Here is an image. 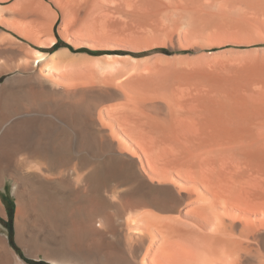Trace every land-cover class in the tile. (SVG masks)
Returning a JSON list of instances; mask_svg holds the SVG:
<instances>
[{
  "label": "rangeland",
  "instance_id": "374dc122",
  "mask_svg": "<svg viewBox=\"0 0 264 264\" xmlns=\"http://www.w3.org/2000/svg\"><path fill=\"white\" fill-rule=\"evenodd\" d=\"M57 1L58 0H0V8L13 11L16 17L14 20L16 22L11 21L8 18H5V20H2V18L0 19V21H2L0 22V36L5 37V39L8 38L14 43L12 45L9 40H4L6 43L4 44V42L1 43L0 41L1 115L3 114V106L5 103L21 102L23 105H26L28 102H37L38 100H29L27 96L30 91H35L39 88L45 89V87H51L63 91L67 90L66 92H78L84 90L83 96L80 98L81 100L77 98L76 102H68L70 104H76L78 106H75L77 110L82 105L85 110L84 113L88 115H86L87 117L84 121H98V129L104 131V133L101 134V137L102 135L108 136L116 144L119 153L126 154L135 159L138 163L139 171L148 181L158 185H170L179 195H183L184 199H186L182 210L180 209L179 212L175 214L159 213V216L167 218L175 215L174 217H177L181 222H184V224L186 226L188 225L190 229L192 228L193 231H198L200 230V227L193 219H189V217L187 218L186 214L191 208L204 204L207 195L209 197V183L207 182L206 174L204 172L205 170L201 167L199 150L200 146L208 142V134L213 127L217 130L221 125L219 123L222 121H219L218 119H224L225 117L220 109L221 107L215 104V102L225 101L233 105L232 107L234 111L230 118L235 122V125L231 124L232 126L230 125L229 127L225 125L223 129L219 128L220 132H222L221 135L226 134L231 136L232 134L234 135L235 132L237 134H242L239 135L244 137L241 139L245 145L240 149H237L236 146L238 159L241 164L240 173L244 172L243 175L248 176L253 175L255 172H260L258 176H260V179L262 178L264 184V144L261 141V138L258 137V134L264 136V133L262 132L264 131V0H260L261 2L259 1L257 3L255 0H236L237 2L235 0H212L207 5H200L198 3L191 5L186 10L187 12L184 10L175 11L176 13L174 12V14L172 13V15H170L166 11L167 14H165V12L163 14L161 13L162 16L161 14H157V18L156 16L152 17L153 15H148V18L151 17V20H149L150 18L148 19L147 16H143L145 19L140 17L142 20L139 21V18H136L134 21L132 20L131 23H129L130 20L127 22L117 15H104L101 10L98 11L99 7L95 10V6H92V9L88 8V10L91 9L89 12L87 10L86 14L88 16L85 14L86 9L83 8H79L82 12L78 9L80 14L76 12L78 10H73L68 6L69 9L67 8V10H65L66 5ZM240 5L242 7H240ZM236 9L238 11H236ZM71 10L76 12L75 15H73L74 13L71 12ZM95 12H98V14H95ZM251 15H253V17ZM152 18L154 19L153 21ZM16 19H18V21ZM75 28L76 31H74ZM39 36H41V38ZM54 39H56V41ZM52 42H55L53 44H56L57 42L62 43L60 44V46H62L60 49L67 48L72 54L76 55L74 62L71 60L70 62L65 61L63 63H56L53 68L39 65L35 66V72H29L27 68L28 66H32L35 51H40L46 54L56 52H52L54 46ZM82 48L91 51L104 52L105 54L91 55L86 52H76V50ZM107 55L115 57H113V59L111 58L112 60L110 59L111 63H114H112L114 66L115 64L117 65L114 67L116 68L115 70H111L112 72L107 71L108 73L104 72L102 75L96 74L97 77L96 75H93V73H96L95 70L91 69L90 71L93 72H90L87 71L88 69H85V61H87L85 58L90 57V60L96 61V58H99L100 60L102 58L105 59V56ZM83 68L84 70H82ZM87 74L90 75L88 76ZM115 75H117V77H115ZM134 79L135 82H133ZM102 80L105 81L102 82ZM108 82H111V84ZM142 87L143 89H140ZM152 91L154 93L156 92V95L160 94L158 97L161 99V102H155L156 107L153 106V108H151L152 104L150 105L149 103V105H145L144 102L143 104H139V102H133L134 104L131 102H125V97L129 94L133 96L140 92L153 93ZM26 92H28V94ZM161 93L164 95H161ZM178 93H183L184 95H181L183 97L186 96L184 98L187 99V102H190V104L193 105V111H188L189 114L185 113L184 116H182L181 112L185 111L178 112V109L177 113L174 111L176 108L173 109L174 106H172L175 105L172 102L174 101L175 95ZM98 95L105 98L104 101L106 103H104L97 111H94L93 107L91 108L89 104L93 106L95 102H98L99 98H96V96L99 97ZM189 95H191L192 98H190ZM172 97L173 100L171 99ZM55 98L44 97L38 102H42L43 104L49 102L47 104L48 106H46V104L45 106L52 107L53 104L56 103V100L58 101V97ZM103 98H100V100H103ZM194 100L195 102L197 101L196 104L198 105L203 104L200 105L203 107L202 109H200L201 107H198L200 112H197L198 110L196 111L197 113L195 112L197 107H194L196 106ZM109 106L111 107L109 108ZM145 107L146 109H149H147L148 111L145 110L146 113L140 111V114H142L143 117L138 115L139 109L142 108L144 110ZM154 107L156 109H154ZM170 108L174 111L173 113H170L172 112ZM202 110L204 112H202ZM124 111H128L125 112L128 114L125 116V118H127L125 120L122 116V112ZM131 111L135 114L138 113V118L137 115L134 116L135 114ZM77 112L74 113V117L80 120V115ZM118 113H120L119 115L122 118L118 116ZM192 113H195V116ZM110 114L113 115V118H111L112 116ZM172 114L177 116L176 119H179L181 116L182 119L185 117L186 120L196 117L194 118V121L196 122L197 119L199 123L196 122L198 125L195 124L194 127L197 128V126L201 125V129H199V127L197 129L202 130V128H204L201 135L197 138L196 135H198V132L196 131L195 133V130H197L195 128L194 131L190 130L192 133L196 134L193 136L194 134L186 129L188 127L186 126L185 128V126L182 125L184 126V133H186L187 137H182V140H184L179 141L181 140L179 137L184 136L185 134H182L183 128L181 126V128H179V125H181L180 119L177 120L180 121L178 122L180 124H178L176 119L171 117L173 116ZM101 116L105 118L104 121L106 120V123L104 121L102 122L100 119ZM229 116H231V113H228L227 117ZM64 117L63 119L69 124L70 129L68 128V124V129L62 124H58L54 125L51 130L44 132L43 130H40L39 122L36 124L38 127L35 125L33 128L34 131L27 134L25 142H21L20 149L17 148L15 150L13 147H8L7 150H4L3 155L0 152V171H3V173L0 172V240L4 242V248H1L0 254H5V257L7 256L6 258H8H3L0 255V264H29L27 260L45 261L51 264H58L54 262L53 259L51 260L46 256L57 259L58 257L61 259L64 257L65 259L68 258L69 255L73 258L77 255L79 259H83L80 261L85 262L86 264H102V259H104V256L106 255L107 246L111 244V241L109 242V240L107 243L104 241L103 244L98 246L93 245V247L91 244L84 243L78 247L79 250H77V248L73 249L74 255L72 256V253L69 250L70 248H67L65 252L61 251L62 253H50L49 249L45 246L42 247L41 244L35 245L33 242L31 243V241L24 237V233H21L20 235V242L17 240V214L19 201L24 200L25 205L29 204L26 207V210L30 208V210H27L28 212L26 211L27 213L25 217L27 218L31 211L28 190L33 186V188H35L37 183L29 182V188L26 185H18L19 183L16 181L18 178L15 177L16 175L13 172L14 166H16L15 163L18 164L19 160L21 161V159H25L27 152L29 153V150L32 148L34 149L35 147H38L35 149L48 150L47 153H51L50 156L53 157H59V154L62 158L65 157L67 160L71 157L70 161L73 159V164H80L82 162L85 164L86 160L89 162L87 158L81 160L83 155H87V148L82 145L83 139L81 137L79 138V140L82 139L79 141L80 146L76 148L75 144L77 140H74L76 133L73 128L71 130L72 126H70L71 124L69 120L71 115H68V118ZM140 117L142 118L139 120ZM36 118L38 121L47 122L49 120L48 123L52 125L51 118H48L46 115H40ZM130 118L134 120H131ZM237 120L240 121L236 122ZM172 122L176 125H172ZM252 124H254V126ZM174 127L176 129H174ZM180 129L182 132L180 131L181 133L179 132V134L182 135L178 136L179 134L177 133ZM233 129H236L235 132ZM174 130H176L177 133H175L176 131ZM168 133H172L171 135L173 137L170 135L169 138ZM187 133L192 136H188ZM78 134H80V132H78ZM54 136L57 137V139H55L56 141L54 140ZM174 136L176 140L174 139ZM166 138H169V140L173 139L172 142L175 140L176 143L166 141L168 140ZM200 138L205 139L201 140ZM165 141L170 145L173 144L169 148H172V146L175 147L173 148L175 150L170 149L173 156H170L171 152L169 153L167 151L169 148H166L167 150L163 149V147L165 148L168 145ZM44 142H48V144ZM62 142H66L67 145H61ZM183 142L184 145L189 147L182 145ZM80 155L82 157H80ZM74 158L75 160L80 161H75ZM214 158L215 157L213 156L210 159L213 160L214 163H217V160ZM3 161H5V163ZM1 163L3 165H1ZM218 166L219 165H216L215 167ZM69 173L73 174L74 171L71 170ZM60 176L61 175H56V177ZM48 191L50 198L56 201H61L64 197L63 194L65 196L67 195L66 197L69 196V193L58 188H55V190L54 188H50ZM6 194H10L15 202L13 221L14 240L20 252L15 250L11 245L8 230L3 224V222L8 221L9 218L6 206L3 202V196ZM76 196L75 198H83L81 197L82 195ZM70 198L74 197L70 196ZM3 213H5V215H2ZM118 221H121V223L123 222L122 219H119ZM98 225L99 224H97V226ZM22 229H24V226H22ZM236 231V233H238V230ZM108 236L110 237V240L113 239V236H111L110 233H108ZM64 244L65 243H61L60 246L62 248L68 247L66 244L64 246ZM71 257H69V259Z\"/></svg>",
  "mask_w": 264,
  "mask_h": 264
},
{
  "label": "bare ground",
  "instance_id": "6f19581e",
  "mask_svg": "<svg viewBox=\"0 0 264 264\" xmlns=\"http://www.w3.org/2000/svg\"><path fill=\"white\" fill-rule=\"evenodd\" d=\"M58 1L61 4L66 5L65 10H67L68 7H70L73 10L74 9L78 10L79 8L80 9L83 8V9H86V12L84 11L86 14L88 8L92 9V6H95V10H97V7H99L98 11L101 10V12L104 13V15H107V16L108 15L111 16L112 14L117 15L118 17L126 20L127 22L130 20L129 23H131V21L132 20L134 21V19H136V18H139V21L142 19H145L143 16H147V18H148V15L149 16L153 15L152 17L156 16V18H157V14H161V13L163 14L164 12H165V14H167L166 11L170 15H172V13L174 14L175 11H183L184 10L185 12H187L186 10L191 5H195L197 3L200 5L201 4L207 5L212 0H58ZM244 1H247V0H244ZM255 1L257 3L260 0H255ZM261 1H263V0H261ZM223 5H224V3H223ZM240 7H242V6L240 5ZM79 10L76 12L80 14ZM90 10H88V12ZM236 11H238V10L236 9ZM71 12L74 13L73 15H75V13H76L75 11H72V10H71ZM90 13H92V12H90ZM95 14H98V12L97 13L95 12ZM162 14H161V16H162ZM18 15H20V14H18ZM93 15H94V13H93ZM99 15H101V14H99ZM251 16L253 17V15H251ZM140 17L142 19H140ZM1 18H2V20H5V18H8L9 20L14 21L16 17H15V13L13 11H11L9 9H1L0 8V19ZM149 18L148 19L151 20V17H149ZM76 19H78V18H76ZM16 20L18 21V19H16ZM153 20L154 19L152 18V21ZM231 20H233V19H231ZM72 21H73V19H72ZM0 22H2V21H0ZM14 22H16V21H14ZM15 25H16V23H15ZM24 25H25V23H24ZM18 28H19V26H18ZM76 28L74 31H76ZM90 29H92V28H90ZM96 32H97V30H96ZM140 33H142V32H140ZM25 34H27V33H25ZM39 37L41 38V36H39ZM4 40H9V39L8 38L5 39V37L0 36L1 43L4 42V44H6ZM54 40L56 41V39H54ZM11 41H10V44L13 45L14 43H13V41L12 42ZM41 43H43V42H41ZM53 43H55V42H52V44ZM26 53H28V52H26ZM34 56L35 57H34V60L32 62V66L31 67L28 66V68H27V70L29 72H35V66L42 65V66H46L47 68H53L56 65V63H61V62L63 63L65 61L70 62L71 60L74 62V60L76 59V57H75L76 55L72 54L67 48H61L60 50H58L52 54H46V53H43L40 51H35ZM113 57L110 55H107V56H105V59L102 58L103 60L96 58V61H92L89 59L90 57H87V58H85V60H87V61H85L86 66L84 65L86 67L85 69L86 70L88 69L87 71H90L91 69L95 70L96 73L95 74L93 73V75H96V74L102 75L104 72L115 70L116 68H114V67L117 65L115 64V66H114L113 65L114 63L112 62L113 63L112 64L110 61V59L111 58L113 59ZM26 61H27V59H26ZM82 70H84V68ZM90 72H93V71H90ZM121 72H122V70H121ZM86 73H85V75H86ZM117 75H115V77H117ZM118 76H120V75H118ZM42 77H43V75H42ZM27 78H29V77H27ZM40 79H41V77H40ZM38 80H39V78H38ZM103 81H105V80H102V82ZM133 82H135V79ZM105 83H107V82H105ZM108 83L111 84V82H108ZM32 85H34V84H32ZM135 85H137V84H135ZM131 86H133V85H131ZM148 86H150V85H148ZM145 87H146V85H145ZM140 89H143V87ZM140 89H138V90H140ZM66 91L65 90L63 91V90L57 89V88L45 87V89L39 88L35 91H30L29 94H28V92H26L28 94L27 97L29 98V100H38L39 101V100L43 99L44 97H46V98L50 97L52 99L55 97H58V101L56 100V103H54V104L52 103L53 104L52 107H46V106H48L47 104L49 102H47V103L45 102V104H46V106H45V104H43L42 102H38V101L37 102H28V104H26V105H23V103H21V102L5 103L3 106V114L2 115L0 114V118H1L0 119V152H1V154L3 155L4 150L5 149L7 150L8 147H10V148L13 147V148H15V150L17 148L20 149L19 147L21 146V142L22 141L25 142V138H26L27 134H29L30 132H33L34 126L36 124H38L39 122H40V128H41V129L40 128L39 129L43 130L44 132L51 130V128L54 125H58V124H62L63 126H65L67 128L68 123L63 119L64 115H65V117H67L68 115H71L72 119L69 118V120H70V124H71L70 126H72L71 130L73 128L75 133H76L75 134L76 137L74 139V140H77L76 144H75L76 148H78L80 146L79 141L82 139H83L82 145H84L85 147H89V145L86 143L87 141H86L85 135L83 133L85 125L87 123H89V120H88V122L84 121L88 115L86 113H84L85 110L82 107V105L81 106L79 105L80 107L77 110V108L75 107V106H77L76 104L68 103V102H76L77 98H79V100H81L80 98L83 96L84 90L78 91V92H66ZM145 92L144 93L142 92L143 94L140 92L138 94H134L133 96L129 94L130 96L127 95V97H125L126 98L125 102H131V103L139 102V104H143V102H144L145 105L146 104L149 105V103H150V105L152 104L151 108H153V106L156 107L155 102H161L160 101L161 99H159V97H158L160 94L156 95L155 94L156 92L154 93L153 91H152L153 93H145ZM162 94L163 93H161V95ZM181 94L184 95L183 93H181ZM181 94L178 93L175 95L174 101L173 102L171 101L175 105H172V104L171 105L174 106L173 109L176 108V109H174L175 112H177L178 109H179L178 112L185 111V112H181L182 116H184L185 113L189 114L188 111L193 109V105L190 104V102H187V99L184 98L186 96L183 97ZM185 94H187V93H185ZM191 95H189L190 98H192ZM98 96L99 97L96 96V98H99L98 100H100V98H103V97H100V95H98ZM171 99L173 100V97ZM104 100H105V98H103V101ZM140 102H142V103H140ZM196 103H197V101L195 102V100H194V104H196ZM136 104H138V103H136ZM215 104H217L219 107H221L220 109L225 115L224 119H222V118L218 119L219 121L220 120L222 121L221 123H219V124H221L220 125L221 127L219 126V128L223 129L225 127V125L227 127H229L231 124L235 125V122L232 120V118H230V117H232L233 111H234V109L232 107L233 105L231 103H228L225 101L224 102H215ZM89 105L91 108L93 107V106H91V104H89ZM200 105H203V104H200ZM200 105L196 104V106H194V107H197L195 112L200 107H201L200 109L203 108ZM133 106H135V105H133ZM133 106H132V108H133ZM172 106H170V107H172ZM110 107L111 106H109V108ZM127 107H129V106H127ZM147 107H149V106H147ZM155 107H154V109H156ZM141 109H139V114L138 113L137 114L141 115L143 117V115L140 113L143 111H144V113H146V111H148L147 109H149V108L146 109V107H145L144 110L143 109L141 110ZM74 111L79 113L80 120H78L76 117H74L75 116ZM174 111L172 110V112H170V113H173ZM125 112H128V111L122 112L123 114L120 112L122 114V116L124 117L123 118L124 120L127 119V118H125V116L128 115ZM197 112H200V110H198ZM202 112H204V111L202 110ZM120 113H118L119 117H121L119 115ZM181 113H179V114H181ZM228 113H231V116L227 117ZM4 114H6V115H4ZM133 114H135V113H133ZM137 114H135L134 116H136ZM192 114H194V116H195V113H192ZM40 115H43V116L46 115L48 118H51L52 125H50L48 123L49 120L47 122L46 121H38V119L36 117L40 116ZM138 115H137V118H138ZM221 115H222V113H221ZM111 116H109V117L113 118V115H111ZM144 116H145V114H144ZM182 116L179 118L181 121V125H179V128H181V127L183 128L184 126L186 128V126H187L188 128H186V129L189 132H191L190 130L194 131L196 128V127H194L196 122L199 123V121H197V119H196V122L194 121V118H196V117H194L193 119L190 118V119L186 120L185 117H184V119H182ZM142 117H140L139 120ZM148 117H150V116H148ZM171 117H173V119H176L177 116L173 115ZM114 118H115V116H114ZM157 118H159V117H157ZM100 119L103 122L105 118H103L101 116ZM130 119L134 120L132 118H130ZM170 119H172V118H170ZM179 119L177 118L176 121ZM239 119H240V117H239ZM154 121H156V120H154ZM180 121H177V123ZM239 121L240 120H237L236 122H239ZM124 122H127V121H124ZM198 123L196 125H198ZM173 124L176 125L174 122H172V125ZM178 124H180V123H178ZM102 125H104V124H102ZM182 125H184V126H182ZM252 125L254 126V124H252ZM200 126L201 125L197 126V128L199 127V129H201ZM68 128L70 129L69 124H68ZM219 128H217V130H216L213 127L211 132L208 134V139H207L208 142L206 141L207 143L200 146V150H199L200 151L199 158H201V161H200L201 167H203V170H205L204 172L206 174L207 182L209 183V189H208L209 197L207 195V199L205 198L206 200H205L204 204L200 205L201 204L200 203L199 204L200 206L191 208V210H189V212L186 214L187 218L189 217V219H193L197 223V225L200 227V230L193 231L192 228L190 229L188 227V225L186 226L184 224V222H181V220H179L177 217H174L175 215L173 217L171 216V217H167V218L166 217L162 218V216L161 217L159 216L160 215L159 212L156 213V211H153V210L138 211V212L134 213V211L131 210L132 208H128L126 206H123L126 209H122V210L116 209V210H114V212H111L112 209H114V208H112V204H110L109 199L104 197V192H103V190H104L103 187L107 188V186L109 184L107 185L106 183L102 182L100 180V178L98 176H96L95 172H93L90 175V177L86 176L85 171H86V166H88L87 160H86L85 164L83 162L80 164H73L74 163L73 159H72V161H70L71 157L69 158V160H67L65 157H64L65 159L62 158L60 156V154L58 155L59 157H56V156L53 157V156H50L51 153L50 154L47 153L48 150L45 151V149L44 150L35 149V148H38V147H35L34 149L32 148L31 150H29V153L27 152L25 159H23V160L21 159V161L19 160L18 164L15 163L16 166H14V170L12 169L16 175L15 177L18 178V179H16L17 183H19L18 185H20V186L26 185L28 187V184L30 185L31 182L37 183V186L35 185L36 186L35 188H33L34 187L33 186V187H30L29 190L27 189L28 193H29V202L31 204V211L29 212V215L27 216V218L25 217V215L28 212L27 210L28 209L30 210V208H28L26 210V207L29 204L25 205L24 200L19 201V208H18V214H17V230H18L17 231V233H18L17 240H18V242H20L21 233H24V237H26V239L31 241V243L33 242V244H35V245L41 244L42 247L45 246L46 248L49 249L50 253H54V252L60 253L61 251L65 252V250H67V248L68 249L70 248L69 250L73 256L74 255L73 249L77 248V250H79L78 247L83 245L84 243L91 244V246L93 247V245L98 246V245L103 244L104 241H106V243H107V241L109 240V242L111 241L110 242L111 244L109 246H107V250L105 253L106 255L104 256V259H102L103 260L102 264H187L188 262H189L188 264H191V263L202 264L203 261H204L203 264H264V184L262 182V178L260 179V176H258L260 172L257 173L254 171L255 173H253V175H248V176L243 175L244 172L240 173L241 164H240V161L238 159V152L236 150L238 148L240 149L242 146L244 147V145H245V143H243V141L241 139L244 137L243 136L241 137L239 135L241 133L238 132L239 134H237L235 132L236 129L235 130L233 129L235 132L234 135L233 134L231 136L226 135V134L221 135L222 132H220ZM39 129H36V130H39ZM174 129H176V128L174 127ZM203 129L204 128H202V130ZM202 130H198V129L195 130V133L197 131L198 135H196L195 133H192V132L191 133L194 134L193 136L196 135L198 138V136L201 135ZM174 131H176V130H174ZM180 131H181V129L178 130V133H177V131L175 133L179 134ZM182 131H181L182 134L183 135L185 134V135L181 136L182 134L181 135L179 134L178 136H181V137H179V139L181 138V140H179V141H183L184 139L182 140V137L186 136V133H184L185 132L184 128ZM199 131H200V133H199ZM70 132L73 133L72 131H70ZM78 132H80V134H78ZM262 132L264 133V131H262ZM171 134L168 133L169 138H170ZM104 136H106V135H104ZM104 136L102 135L103 139H104ZM188 136L191 137L192 135L188 134ZM261 136H260V134H258V137L261 138V141L264 144V136L263 135H261ZM55 137L56 136H54V140L57 139V137L56 138ZM80 137L82 139L79 140ZM166 137H168V136H166ZM169 138H166V139H168L166 141L172 142L173 139L171 138L172 140H169ZM205 138H207V137H205ZM205 138H203V139H205ZM174 139H175V136H174ZM188 139H189V137H188ZM203 139H201V140H203ZM175 140L172 143H176ZM186 141H187V138H186ZM44 143H46V142H44ZM46 144H48V142ZM89 144H90V142H89ZM166 144H168V143L166 142ZM61 145H67V143L62 142ZM169 145L170 144L167 145L168 147L165 145L166 147L165 148L163 147V149L167 150L166 148L171 147V145H173V144H171L170 146ZM182 145H184V142L182 143ZM182 145H180V146H182ZM184 146H186V145H184ZM236 146H237V149H236ZM81 147H83V146H81ZM91 147H92V145H90V148ZM186 147H189V146H186ZM40 148H42V147H40ZM173 148H175V147L172 146V148H169L167 151L170 153ZM173 150H175V149H173ZM167 151H166V153H167ZM180 153H182V152H180ZM171 155H172V152L170 153V156ZM203 156H205V157H203ZM213 156L215 157L214 159L217 160V163H214L213 160L210 159ZM77 157H79V156H77ZM80 157H82V156L80 155ZM86 158H87V155L85 154V156L83 155V158L81 160L86 159ZM169 159H170V157H169ZM203 159H205V160H203ZM206 159H207V161H206ZM74 160H75V158H74ZM5 161H3V162L5 163ZM75 161L79 162L80 160H75ZM78 162H75V163H78ZM247 162H248V160H247ZM260 162H262V161H260ZM2 163H1V165H3ZM6 164H9V163H6ZM216 165H219V166L215 167ZM260 165H262V164H260ZM6 166H4V167H6ZM1 167H3V166H1ZM8 167H9V165H8ZM5 170H8V169H5ZM71 170L74 171L73 174L71 173L72 175L69 173V171H71ZM252 170H253V168H252ZM0 172L3 173V171H0ZM56 175L57 176L61 175V176L56 177ZM12 176H13V173H12ZM50 188H54V190H55V188L56 189L58 188L64 192L66 191V193H69V196L66 197L67 195L65 196L63 194L64 197L62 198V200L56 201V200L50 198V196L48 194V192H49L48 190ZM17 192H18V190H17ZM74 195L75 196L76 195H82L81 197H83V198H75ZM70 196L74 197L75 199L70 198ZM180 196L182 198H184L183 195H180ZM0 210H1V204H0ZM181 210H182V208H181ZM119 219H122L123 222L122 223H121V221L119 222L118 221ZM98 223H99V225L97 226ZM22 226H24V229H22ZM236 230H238V233H236L237 232ZM108 233H110L111 236H113L112 237L113 239L110 240ZM2 242L3 241L0 240V250H1V248H4L3 247L4 242L3 243ZM61 243H65L68 247L62 248L60 246ZM65 244H64V246H65ZM83 250H84V248H83ZM75 252H76V249H75ZM3 253H5V252H3ZM3 255H1V257H3V258L7 257V256L5 257V254H3ZM46 257L51 259V260L53 259V261L58 263V264H65V263H68V264H70V263L71 264H76V263L86 264L85 262L80 261L83 259L82 258L79 259V257L77 255H76V257H78V258H76V257L73 258L69 255V257H71L70 259H69V257L65 258V259H64V257H63V259H61L60 257H58V259L57 258H50L48 256H46ZM6 259H8V258H6ZM87 264H90V263H87Z\"/></svg>",
  "mask_w": 264,
  "mask_h": 264
},
{
  "label": "water",
  "instance_id": "95a60500",
  "mask_svg": "<svg viewBox=\"0 0 264 264\" xmlns=\"http://www.w3.org/2000/svg\"><path fill=\"white\" fill-rule=\"evenodd\" d=\"M104 103L106 102L103 100L95 102L94 111ZM89 123L83 130L86 143L89 145L86 147L89 162L85 174L90 177L95 172L102 182L109 184L107 188L103 187V192L104 197L109 199L114 208L111 212L116 209H126L123 206L132 208L134 213L147 210L162 214L179 212L185 199L172 186L148 181L139 171L135 159L119 153L116 144L108 136H104V139L101 137L104 131L98 129L97 121L93 120Z\"/></svg>",
  "mask_w": 264,
  "mask_h": 264
},
{
  "label": "trees",
  "instance_id": "16d2710c",
  "mask_svg": "<svg viewBox=\"0 0 264 264\" xmlns=\"http://www.w3.org/2000/svg\"><path fill=\"white\" fill-rule=\"evenodd\" d=\"M60 44H62V43L57 42L56 44H54L52 52H55V51L59 50L60 47H62V46H60ZM76 52H86V53H89L91 55H102V54H105L104 52L91 51V50L86 49V48H82V49L76 50ZM3 202H4L5 206H6V210H7V213L9 215L8 221H4L3 224L5 225L6 229L8 230V236H9V240L11 242V245L13 246V248L15 250L20 252L19 248L15 244V240H14V225H13V221H14L15 202H14V200L11 197L10 194H6L5 196H3ZM27 261H28L29 264H51V263H48V262H45V261H35V260H27Z\"/></svg>",
  "mask_w": 264,
  "mask_h": 264
}]
</instances>
